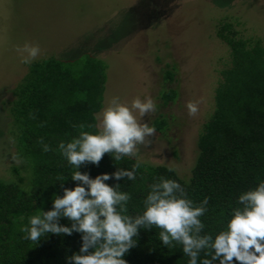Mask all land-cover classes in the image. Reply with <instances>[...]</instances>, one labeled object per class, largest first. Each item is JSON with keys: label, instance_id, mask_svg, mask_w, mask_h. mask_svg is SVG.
<instances>
[{"label": "trees", "instance_id": "obj_1", "mask_svg": "<svg viewBox=\"0 0 264 264\" xmlns=\"http://www.w3.org/2000/svg\"><path fill=\"white\" fill-rule=\"evenodd\" d=\"M217 35L230 49V66L221 71L213 111L198 136V155L188 179L164 165L139 161V168L134 169L138 160L130 156L116 161L105 154L99 165L86 163L80 169L70 165L59 144L71 142L82 130L98 132L95 125L101 108L103 69L91 56L80 67L56 58L29 65L8 105L19 164L12 168L13 179H0V264H69L67 258L79 252L83 233H47L34 242L25 239L26 233L21 231L30 226L31 216L52 210L54 194L63 197L65 188L81 183L71 180L77 170L92 179L119 169L134 170V180H117L112 175L105 181L130 194L125 214L132 217L145 211L151 185L161 178L177 181L194 206L208 198L207 211L200 217L205 225L201 235L215 239L227 229L233 210L243 207L239 196L264 181V47L258 40L236 38L227 23ZM166 77L170 79L172 73L168 71ZM175 96L170 91L163 95L165 101ZM80 125L85 127L80 129ZM153 126L163 130L165 121L158 120ZM44 145L50 150L44 151ZM59 223L71 226L67 218ZM159 232L155 226L140 227L133 238L136 246L123 257L128 264H188L190 257L184 255L182 245L173 242L174 246H165ZM206 251L199 254L197 264Z\"/></svg>", "mask_w": 264, "mask_h": 264}, {"label": "rangeland", "instance_id": "obj_2", "mask_svg": "<svg viewBox=\"0 0 264 264\" xmlns=\"http://www.w3.org/2000/svg\"><path fill=\"white\" fill-rule=\"evenodd\" d=\"M224 23L236 38L264 47V0H0V179H13L19 164L8 105L29 65L56 58L80 67L87 56L103 69L97 114L114 97L130 105L150 96L157 110L137 118L151 127L165 121L133 158L188 179L221 71L230 66V49L217 35ZM25 43L41 50L30 64L16 51ZM168 91L176 96L165 101ZM188 101H202L195 117Z\"/></svg>", "mask_w": 264, "mask_h": 264}, {"label": "clouds", "instance_id": "obj_3", "mask_svg": "<svg viewBox=\"0 0 264 264\" xmlns=\"http://www.w3.org/2000/svg\"><path fill=\"white\" fill-rule=\"evenodd\" d=\"M21 63L30 64L40 54L38 45L25 43L17 47ZM202 101H188L186 108L190 117L199 112ZM157 110L152 97L133 99L130 105L114 97L110 104L96 116L99 131L93 134L80 131L77 138L59 149L70 165L80 169L81 165H99L105 154L116 161L123 156L136 157L138 146L151 143L155 128L137 118ZM80 129L85 126L80 125ZM91 127V125L89 126ZM43 143V139L39 141ZM50 147L44 145V151ZM139 161L134 169L139 168ZM115 176L117 180L127 177L135 179V171L119 169L114 174H101L92 179L80 170L72 173L71 180L79 181L74 188H65L63 197L54 194L53 208L42 211L29 219V225L21 229L25 239L39 242L41 236L51 233L72 235L83 233V244L78 253L68 257L69 264H128L123 257L136 246L134 237L140 227L160 229L158 238L167 247L182 245L184 255L190 257L188 264H197L199 254L205 252L200 264H264V181L255 189L242 193L237 207L227 223V229L215 236L201 235L205 225L200 217L207 211L208 198L199 206L187 198L185 189L174 180L161 178L151 185L142 215H126L130 194L117 191L105 183ZM119 206V207H118ZM67 218L71 226L61 225L59 220ZM207 257H210L207 258Z\"/></svg>", "mask_w": 264, "mask_h": 264}]
</instances>
